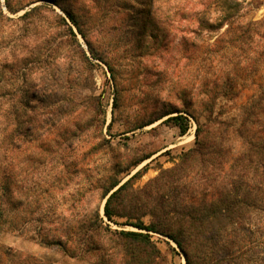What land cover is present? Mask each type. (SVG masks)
<instances>
[{
  "label": "rangeland",
  "instance_id": "374dc122",
  "mask_svg": "<svg viewBox=\"0 0 264 264\" xmlns=\"http://www.w3.org/2000/svg\"><path fill=\"white\" fill-rule=\"evenodd\" d=\"M240 1L239 24H249L251 37L242 43L239 27L234 25L228 32L229 25L225 24L215 30H201L199 48L195 49L182 41L183 37H190V29L198 27L197 22L190 20L191 12L206 9L215 20L219 16L216 0H157V19L164 36L160 38L166 39L167 46L156 52L150 49L151 54L142 47L143 57L128 54L122 68L128 83L121 91L117 108L110 72L103 62L90 58L93 67L79 65L77 70L69 71L62 68L66 72L61 87L71 90L81 110L68 124L76 135L67 145L65 129L55 130L49 140L25 145L20 156L13 158L12 167L18 172L24 196L21 206L12 203L9 215L13 226L0 228V244L10 252L6 259L0 257V264H138L142 259L140 249L129 248L122 240H114L104 250H95L81 237L73 236L66 241L70 249L66 253L40 239L65 242L78 226L87 227L86 222L97 213L111 231H140L120 224L125 219L116 218L117 223L106 219L105 190L117 180L118 188L138 171L131 185L142 189L164 176L165 171L170 173L180 167V173L173 174L180 178L179 185H187L188 191L180 195L185 202L215 199L222 184L229 190L237 187L240 195L250 196L258 190L250 187L260 186L261 202L251 211L246 235L251 250L254 249V255L249 257H264V0ZM43 3L62 13L48 0H36L28 7ZM78 37L87 47L79 34ZM136 40L134 36L129 43H117L119 51ZM150 43L157 46L159 42ZM130 60H140L139 66L134 62L132 66ZM65 61L68 63L69 59ZM36 70H28L19 83L23 84L26 78L32 81ZM15 80L13 71L9 83L12 87ZM208 100L213 103L214 117L226 121L228 130L210 139V145L215 146L209 148V162L202 164L197 156L184 164L185 153L196 146L197 121L208 123L200 110V104ZM184 106H190L189 110ZM178 110L189 119L185 134L172 122H165ZM168 112L171 114L158 119ZM244 119L248 121L245 127ZM148 121L153 122L138 127ZM205 135L201 133L200 139ZM215 174L223 177L213 179ZM151 218L147 212L143 216L146 223ZM151 235L161 251L156 264H186L174 240L159 233ZM250 254L248 251L246 255Z\"/></svg>",
  "mask_w": 264,
  "mask_h": 264
},
{
  "label": "trees",
  "instance_id": "16d2710c",
  "mask_svg": "<svg viewBox=\"0 0 264 264\" xmlns=\"http://www.w3.org/2000/svg\"><path fill=\"white\" fill-rule=\"evenodd\" d=\"M34 1L0 0V228L13 226L14 221L9 215L12 203L14 201L15 206H21L24 196L18 172L12 167L13 158L20 156L23 146L49 140L55 130L65 129L67 136L63 137L67 145L72 144L76 135L68 124L81 110L71 90L61 87L64 73L70 68L77 70L79 65L91 64L93 67L90 58L100 60L110 72L115 89L114 107L117 108L121 91L128 83L122 70L128 54L143 57L142 47L146 54H151L150 49L156 52L167 46L166 39L160 38L164 36L157 19V0H48L62 13L47 3L28 7ZM215 3L219 13L215 20L208 16L206 9L191 12L190 20L197 22L198 27L190 29V37L182 38L184 45L199 48L201 30H215L225 24L229 25L228 32L234 25L239 27L242 43L251 37L249 24H239L240 0H216ZM22 10L25 11L16 15ZM78 34L87 47L83 46ZM134 36L136 42L119 51L117 43L122 40L129 43ZM152 40L159 42L158 45L150 43ZM130 61L132 66L134 63L139 66L140 60ZM34 68L38 70L34 72L33 80L26 78L20 84L22 76ZM13 71L16 85L12 87L9 83ZM184 107L189 110L190 106ZM213 107L211 100L200 104L208 123L197 121L196 146L185 153L182 163L197 156L202 164L209 162V148L215 146L210 145V139L227 132V122L214 117ZM181 112L178 110V114L169 116L165 122H172L179 127L181 134H185L189 119ZM170 114L165 113L158 119ZM247 122V119L243 120L244 127ZM201 133L206 134L202 140ZM221 146L222 143L217 147V154ZM181 169L175 168L170 173L165 171L164 176L144 188L134 189L131 183L140 173L138 171L118 188L119 180L110 183L105 190L104 197L108 196L104 205L106 219L115 223L116 218L125 219L120 224L134 226L140 231H111L97 213L86 222L87 227L78 226L71 236L65 238V242L44 237L40 239L41 243L61 247L69 253L66 241L73 236L81 237L95 250H104L105 245L122 240L127 247L140 249L142 259L138 264H156L161 251L151 233H159L176 242L185 255L186 264H263L264 257H258V260L249 257L254 255V249L251 250L246 235L250 230L248 218L251 211L256 210L261 202L260 186L250 187L251 190L258 189L256 195L250 196L240 195L237 187L229 190L222 184L215 199L185 202L180 195L188 191L187 185H179L180 178L177 173L173 174L180 173ZM218 176L221 175L215 174L213 179ZM205 185L206 182L203 189H206ZM146 212L152 217L149 223L143 220ZM248 251H251L250 255H246ZM8 252V247L0 244V257L6 259Z\"/></svg>",
  "mask_w": 264,
  "mask_h": 264
},
{
  "label": "water",
  "instance_id": "95a60500",
  "mask_svg": "<svg viewBox=\"0 0 264 264\" xmlns=\"http://www.w3.org/2000/svg\"><path fill=\"white\" fill-rule=\"evenodd\" d=\"M183 256H184V259H185V263H186V258H185V255L183 254Z\"/></svg>",
  "mask_w": 264,
  "mask_h": 264
}]
</instances>
